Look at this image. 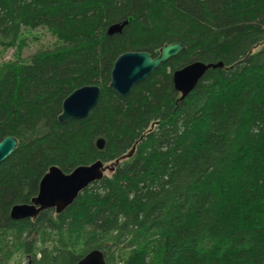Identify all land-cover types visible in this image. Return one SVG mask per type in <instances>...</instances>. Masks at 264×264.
Here are the masks:
<instances>
[{
	"label": "trees",
	"instance_id": "obj_1",
	"mask_svg": "<svg viewBox=\"0 0 264 264\" xmlns=\"http://www.w3.org/2000/svg\"><path fill=\"white\" fill-rule=\"evenodd\" d=\"M40 28L55 44L22 59ZM173 43L185 50L129 95L111 90L120 55ZM8 49L0 142L18 146L0 164V264L17 252L78 264L96 249L106 264H264V0H0V58ZM193 62L224 67L181 99L172 75ZM90 85L98 105L60 123L63 101ZM97 161L112 172L62 213L10 217L51 167Z\"/></svg>",
	"mask_w": 264,
	"mask_h": 264
},
{
	"label": "water",
	"instance_id": "obj_2",
	"mask_svg": "<svg viewBox=\"0 0 264 264\" xmlns=\"http://www.w3.org/2000/svg\"><path fill=\"white\" fill-rule=\"evenodd\" d=\"M120 31V28H111L109 34ZM185 50L181 43H173L162 47L155 58L148 52H127L120 55L114 62L110 88L117 95L125 97L132 89L144 82L162 64L177 57ZM223 63L206 65L202 62H193L176 70L173 75L175 90L181 94V99L189 95L197 86L203 75L210 69L223 68ZM101 89L97 85L84 86L72 92L62 104L59 115L60 123L86 119L90 112L98 105ZM97 147L104 149L105 141L97 140ZM18 146L17 138L9 136L0 142V164L13 154ZM106 171L103 162L97 161L92 165L80 166L70 174H65L58 167H51L39 184L36 197L29 204H20L12 207L10 217L13 220H25L37 217L42 211L54 209L62 213L73 204L81 192L96 181H100ZM78 264H106V258L101 250H92L85 255Z\"/></svg>",
	"mask_w": 264,
	"mask_h": 264
},
{
	"label": "rangeland",
	"instance_id": "obj_3",
	"mask_svg": "<svg viewBox=\"0 0 264 264\" xmlns=\"http://www.w3.org/2000/svg\"><path fill=\"white\" fill-rule=\"evenodd\" d=\"M27 41V48L22 52V59H29L36 51L39 49L52 48L55 44V38L46 30L38 29L34 31H28L25 34ZM14 49H8L3 57L0 58V63L13 61L14 60ZM113 165L106 166L105 175H109L112 170ZM13 237H9L8 240H12ZM40 244H38L39 247ZM51 246V245H50ZM39 258V256H38ZM0 261L4 262V260ZM8 264H33L32 257L29 255H24L23 253H16L10 260Z\"/></svg>",
	"mask_w": 264,
	"mask_h": 264
},
{
	"label": "bare ground",
	"instance_id": "obj_4",
	"mask_svg": "<svg viewBox=\"0 0 264 264\" xmlns=\"http://www.w3.org/2000/svg\"><path fill=\"white\" fill-rule=\"evenodd\" d=\"M114 27H118V28H120V30L122 29V26H113L112 28H114ZM111 32V28H110V30H109V33ZM113 34V33H112ZM109 87H110V85H109ZM101 89V88H100ZM14 137V136H13Z\"/></svg>",
	"mask_w": 264,
	"mask_h": 264
}]
</instances>
